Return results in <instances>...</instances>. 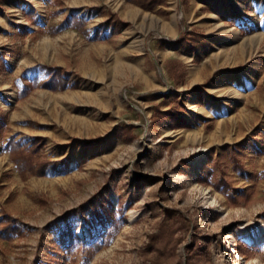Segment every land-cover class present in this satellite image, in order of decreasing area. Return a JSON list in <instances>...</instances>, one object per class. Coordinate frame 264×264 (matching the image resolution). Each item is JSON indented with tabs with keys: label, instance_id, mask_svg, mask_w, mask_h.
<instances>
[{
	"label": "rangeland",
	"instance_id": "obj_1",
	"mask_svg": "<svg viewBox=\"0 0 264 264\" xmlns=\"http://www.w3.org/2000/svg\"><path fill=\"white\" fill-rule=\"evenodd\" d=\"M224 1L245 27L223 4L199 23L187 0H0V219L22 229L0 239V264H264V231L251 240L264 226V0ZM131 3L179 19L166 40L208 34L205 60L185 64L126 18L104 41ZM12 136L43 138L61 164L24 180Z\"/></svg>",
	"mask_w": 264,
	"mask_h": 264
},
{
	"label": "crops",
	"instance_id": "obj_2",
	"mask_svg": "<svg viewBox=\"0 0 264 264\" xmlns=\"http://www.w3.org/2000/svg\"><path fill=\"white\" fill-rule=\"evenodd\" d=\"M240 1V0H239ZM243 1H247V0H243ZM238 3V2H237ZM235 4V3H229L228 1H224V0H187V7H189V13L187 14V17H191L192 14H197V13H201L200 18H199V23H201L200 21L205 22L204 20H202V16H204V9L205 8H210L213 12L212 13H220L221 9L220 6L221 4H223V7L225 8V10H229L231 13H239V11L242 12V15L240 14L237 19V23L239 25L243 24L242 26L245 27L246 24L244 23L245 21H247L246 19L248 18V16L244 15V13L246 11H242V9H240L241 5L240 4ZM246 3V2H245ZM125 5V4H124ZM158 8H163L166 9L165 6L160 7L158 6ZM240 9V10H239ZM246 9V8H245ZM141 11L139 10V8H137V6L135 4H130V5H125L124 9L122 10L121 13H119V22H117L116 24L113 21H107L110 24H107V27L110 29L109 31V35L108 37L103 35V40L106 41L108 40L107 38H110V35L113 34L115 32V30L120 26V22H122L123 18H126L128 20H132L133 23H135L136 28L132 31L129 32V34H133L135 37L138 34H142L146 29V33L151 29H157L159 31V33L164 34V37H162L163 42H165V49L169 52H173L176 53L177 51H179L181 53L180 58L182 57V61L186 64L188 63H196V62H200V61H204L205 57H206V53H207V49H208V45L211 42V38L208 34H203L200 33V31L196 30L192 33L195 34H201L206 36L207 38V42L203 45L199 44V42H197V44H193V42L186 40V41H180V42H176V37H177V33H178V29H179V19L173 15L170 20H166V18H161V19H148L146 20V18L140 17L141 16ZM247 14V13H245ZM235 15V14H234ZM233 15V16H234ZM242 16V17H240ZM114 18V17H113ZM140 19V21H139ZM161 20V21H160ZM254 20V19H252ZM147 21V23H146ZM149 21V22H148ZM254 22V21H253ZM248 23V22H247ZM256 24V22H254ZM174 36V38L172 40L167 39L166 37H172ZM139 36H137L138 38ZM164 38V39H163ZM110 40V39H109ZM142 40H137L135 39V41L130 45L132 48H136V47H140L143 45V43H140ZM157 42V41H155ZM160 41H158L159 43ZM95 44V43H94ZM99 48H103L102 46L106 45L104 42H99L98 43ZM96 46V45H95ZM203 60H202V59ZM182 61H180L182 64H184ZM194 66L192 67L191 71L189 72V80L191 82V84H198L202 78H203V74L202 71H199V69H197V66H195V64H193ZM201 94L197 95L198 98H201ZM194 106V107H192ZM192 106L189 107L190 110L192 111H196V114L202 116L203 117H209L211 116V110H204L203 108H197L196 105L192 104ZM203 111V112H202ZM212 110V113H214ZM181 114V113H180ZM182 116V114H181ZM179 116V118H176L174 121L179 123L180 126H188L187 122L190 121L189 119H186V117H181Z\"/></svg>",
	"mask_w": 264,
	"mask_h": 264
},
{
	"label": "trees",
	"instance_id": "obj_3",
	"mask_svg": "<svg viewBox=\"0 0 264 264\" xmlns=\"http://www.w3.org/2000/svg\"><path fill=\"white\" fill-rule=\"evenodd\" d=\"M151 4H156L161 2V0H146ZM145 7H148V4H143ZM4 67V62L0 61V70ZM1 115V107H0ZM5 118L0 117V123H3ZM43 138L36 137L30 143H24L21 140L16 139L14 136L10 137L6 143V149L10 152L11 158L17 166V169L21 177L26 180L31 176L38 175L44 176L49 169L56 168L61 164V161H53L43 152L45 144ZM238 152L233 151V156H237ZM235 160L234 167L236 170H239L242 174L245 172V167L237 159ZM234 191L239 193L241 196L246 194V190H241L234 188ZM230 197L234 199L233 195ZM167 226H173V223L170 221L166 223L160 233L152 236V240L149 245L152 248L155 246L158 239H160L164 234V229ZM22 232L21 227L18 225L17 220L13 218L10 214L4 213L0 219V239L8 240L15 235H19ZM175 240V239H173ZM150 246V247H151Z\"/></svg>",
	"mask_w": 264,
	"mask_h": 264
},
{
	"label": "bare ground",
	"instance_id": "obj_4",
	"mask_svg": "<svg viewBox=\"0 0 264 264\" xmlns=\"http://www.w3.org/2000/svg\"><path fill=\"white\" fill-rule=\"evenodd\" d=\"M264 231V226L261 227V231H259L258 233L254 234L252 237H251V240L253 242H259V240L261 239L262 237V233Z\"/></svg>",
	"mask_w": 264,
	"mask_h": 264
}]
</instances>
